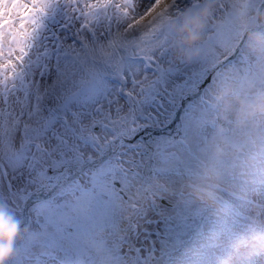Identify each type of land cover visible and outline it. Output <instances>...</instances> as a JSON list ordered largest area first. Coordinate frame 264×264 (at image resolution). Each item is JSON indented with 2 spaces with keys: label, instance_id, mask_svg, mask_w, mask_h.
<instances>
[{
  "label": "snow or ice",
  "instance_id": "obj_1",
  "mask_svg": "<svg viewBox=\"0 0 264 264\" xmlns=\"http://www.w3.org/2000/svg\"><path fill=\"white\" fill-rule=\"evenodd\" d=\"M0 0V209L29 228L15 243V264H78L81 216L119 217L134 206L138 183L191 163L207 121L206 93L235 56L205 32L215 59L190 65L169 52L173 0ZM187 12L199 0H183ZM232 0L218 5L231 23ZM245 26L264 0L241 5ZM224 129H220L223 133ZM190 205L154 197L122 232L128 264H193L179 231ZM52 217H65L63 227ZM36 228L60 234L40 250ZM17 241V240H16ZM247 245L227 250L228 264H252ZM186 258V259H185ZM200 264H206L200 261ZM215 264V262H213Z\"/></svg>",
  "mask_w": 264,
  "mask_h": 264
},
{
  "label": "rangeland",
  "instance_id": "obj_2",
  "mask_svg": "<svg viewBox=\"0 0 264 264\" xmlns=\"http://www.w3.org/2000/svg\"><path fill=\"white\" fill-rule=\"evenodd\" d=\"M221 2L227 3V0H199L200 7L191 13L184 8L183 2H177L181 3L183 14H176L178 23H173L169 29V52L175 62L190 65L202 60L211 63L215 59V54L220 49L210 47L205 36L206 30L213 24L214 16L217 30L215 38L228 49L239 44L247 29L258 25V13L253 12L250 22L245 26L241 5L248 0H232L231 23H220L223 17L218 5ZM169 5L167 3L160 6L157 11ZM205 8H208L209 12L200 32V39L191 47L184 46L178 35L183 22L198 17ZM240 49L238 56L221 69L220 76L207 90V103L204 105L207 121L204 135L207 139L200 140L199 146L203 150L197 151V158L191 163L184 157L180 160L171 159L162 167L171 170L173 174L154 176L150 183L147 180L138 183L133 196L136 208L133 210L132 206H129L131 202L121 203L122 219H90L82 215L77 222L79 227L74 237V243L81 254L78 264H128V261H123L118 254L120 235L129 223L137 220L139 213L148 203L161 194L190 205V211L178 225L179 231L185 236L186 245L190 248L195 244L201 229L208 225L210 216L221 217L223 212L235 213L232 208L224 210L221 204L201 205L196 196L197 192L204 194V190L212 192L209 186H216L221 193L218 190L216 192L225 197L226 192L238 193L233 187L245 183L242 180L244 171L255 176L256 169L264 166V117L249 115L257 104L264 102V31L260 35H251ZM177 52L180 55H177ZM236 117L237 122H232V125L230 121ZM224 128L231 131L230 137H224L227 130L220 132V129ZM252 168L255 169L254 172ZM209 174L215 178L214 181L209 182ZM187 191L191 195L183 194ZM192 193L196 196L193 197ZM224 204L233 206L231 201L229 204L225 201ZM250 213L252 211L246 214ZM51 219L61 227L68 222L65 217ZM252 220L258 224L257 218ZM262 222L263 219L259 221L260 224ZM32 228L40 233L37 244L43 252H51L61 239L60 234H51L50 231L36 228L35 223ZM28 232L29 228L26 227L15 243H18L20 238L27 237ZM206 241L200 253L202 257H206V261L208 259V262L213 264V252L208 255L207 251L210 249L209 238H206ZM17 255L14 246L13 256L8 264H15Z\"/></svg>",
  "mask_w": 264,
  "mask_h": 264
},
{
  "label": "bare ground",
  "instance_id": "obj_3",
  "mask_svg": "<svg viewBox=\"0 0 264 264\" xmlns=\"http://www.w3.org/2000/svg\"><path fill=\"white\" fill-rule=\"evenodd\" d=\"M183 2V0H176ZM167 3L172 4L173 0H162L161 7ZM253 172V170H252ZM242 180L245 182L240 186V183L235 190H240L243 194L235 197L232 193L226 192L228 198L232 199L235 205L244 211H252L249 215L240 216L237 213L223 212L221 217H209L208 225L201 229L196 238L195 244L191 248L190 255L192 256L193 264H200V261H205L206 264H211L206 261V257L201 256L203 245L206 244V238H209L208 255H211L215 260V264H228L226 259L227 250L229 248L238 247L241 244L247 245L249 256L253 252H258L252 264H264V241L260 242L259 236L264 234V166H259L256 169L255 176L247 172L243 173ZM221 191L216 186H211ZM207 201L213 203L211 198ZM227 210V207H223ZM252 218L258 219V224L252 223ZM214 233V235H212ZM206 241V242H205Z\"/></svg>",
  "mask_w": 264,
  "mask_h": 264
},
{
  "label": "clouds",
  "instance_id": "obj_4",
  "mask_svg": "<svg viewBox=\"0 0 264 264\" xmlns=\"http://www.w3.org/2000/svg\"><path fill=\"white\" fill-rule=\"evenodd\" d=\"M208 12V8H205L198 17L183 22L178 35L184 46L191 47L198 42ZM261 22H264V17L261 18ZM177 55H180V53L177 52ZM249 115L264 117V102L257 104ZM208 179L209 182H212L215 178L209 174ZM204 195L211 198V190H204ZM21 232V223L5 210L0 209V264H8V261L12 258L15 242L20 237Z\"/></svg>",
  "mask_w": 264,
  "mask_h": 264
},
{
  "label": "water",
  "instance_id": "obj_5",
  "mask_svg": "<svg viewBox=\"0 0 264 264\" xmlns=\"http://www.w3.org/2000/svg\"><path fill=\"white\" fill-rule=\"evenodd\" d=\"M261 18H262V11H260V13H259V22H261ZM258 30H260V29H259V28L250 29V30H248V31L245 33L244 38H243V40H242L240 46L237 48L236 55H237V53H238V51H239V49H240L242 43H243L244 40L246 39V37H247L250 33L255 32V31H258ZM235 57H236V56H235ZM21 225H22V230H23L26 226H24L23 224H21Z\"/></svg>",
  "mask_w": 264,
  "mask_h": 264
}]
</instances>
